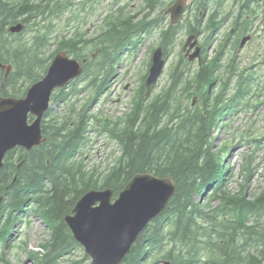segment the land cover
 I'll use <instances>...</instances> for the list:
<instances>
[{"label":"trees","instance_id":"16d2710c","mask_svg":"<svg viewBox=\"0 0 264 264\" xmlns=\"http://www.w3.org/2000/svg\"><path fill=\"white\" fill-rule=\"evenodd\" d=\"M68 3L70 0H0V62L12 64L4 84L0 82L3 95L23 96L27 87L44 75L60 49L85 59L78 78L86 79V86L98 95L110 81L118 48L126 42L135 46L139 35L153 28V19L133 21V16L122 14L112 15V20H107L90 39L78 29L52 34L55 30L49 26L34 28L36 23L31 27L36 18L39 22L57 14ZM17 22L34 30L29 39L11 38L19 34L7 28ZM158 25L159 43L168 50L178 27ZM186 32L193 30L187 28ZM49 42L55 43V48L45 54ZM92 51H97L95 56ZM215 63H203L196 72L178 63L168 73L166 84L151 97L152 92L145 94L144 76L125 116L102 120L103 131L120 151L103 173L86 169L82 157L77 158L87 139L90 119L95 116L88 112L92 97L78 109L66 106L59 114L50 113L49 107L41 121L46 140L29 151L18 147L7 152L0 167V217L7 213L0 224V240L5 244L17 211L28 200H34L35 210L50 234L42 245L45 252L33 256L36 264H57L78 245L63 219L76 200L89 189L111 188L115 196L134 174L149 172L158 177L170 176L175 192L119 264H156L163 258L170 264H264V187L247 192L246 181L253 173L247 161L239 189L229 188L224 148L215 149L212 140L221 110L228 104L227 111L230 107L236 110L235 102L246 93L245 84L250 82L242 79L234 95L221 104L224 99L208 91ZM21 79L28 83L27 87L16 86ZM77 81L76 78L68 85L76 87ZM6 84H12V91ZM68 85L52 93V103L66 101ZM193 93L200 101L192 106ZM204 192H208L207 198L202 201L199 196Z\"/></svg>","mask_w":264,"mask_h":264},{"label":"rangeland","instance_id":"374dc122","mask_svg":"<svg viewBox=\"0 0 264 264\" xmlns=\"http://www.w3.org/2000/svg\"><path fill=\"white\" fill-rule=\"evenodd\" d=\"M170 1L156 0L153 7L149 9L146 6L142 8L143 5H146V0H72L73 3L67 4L61 12L47 15L45 18H41L39 22L36 18L35 21H32L31 27L36 23L34 28L40 25L49 26L51 30H55L52 34H60L65 31L72 32L78 29L84 37L90 39L96 37L99 28H103L105 22L111 19L112 14L129 12V14L134 15L133 21L144 17L147 20L155 18L157 24H167L169 19L167 15L162 13V9ZM228 2L230 3L231 0ZM118 9H121L122 12H118ZM186 17L185 15L182 18ZM183 19L181 20L183 26L178 29L175 39L167 50L163 71L156 83L153 84L155 87H151L150 97L154 93H158L166 84L168 73L178 63H181V65L178 64L180 67L187 65L191 70L197 69L196 59L189 63L182 55V45L188 35L186 32L187 23ZM157 24H153V28L149 32H142L135 46L126 42L124 47L121 45L120 50L118 48L114 55L110 81L98 95L92 93V87L86 86V79L77 78L76 87L73 86L75 84H70L67 87L70 93L67 95L66 101L63 103L51 102L50 104V113L59 114L66 106L73 105L74 108L78 109L88 98L92 97L88 112L95 116L90 119L89 131L86 134L87 139L83 144L81 155L77 156L78 159L80 156L82 157V161L88 170L95 168L99 173L105 172L120 153L115 141L108 137L106 131H103L102 120L105 117L112 120L123 118L130 109L135 90L142 83V79L148 71L152 52L160 44V26ZM229 26L226 25L215 33L210 32V30L202 31L201 40L205 41L204 56L207 59L214 54L222 40L223 31ZM30 28L23 27L19 31L20 33L13 32L12 34L17 33L19 35L18 37L11 36V38L17 41L29 39L34 33V30H30ZM130 38L134 39L133 36ZM54 48L55 43L50 45L49 42L44 50L45 54H49ZM96 53L97 51H92L94 56ZM250 56L251 51L248 47L239 52L234 73L237 72V68L243 70L247 63H253L254 59ZM181 57L184 58L182 61H180ZM226 59L228 56H225L223 62H226ZM222 70L218 69L219 76L208 90L212 96L219 94L221 101L224 99L221 104L227 103L236 91L231 84L229 86L223 84L224 79L220 74ZM3 71V68L0 69V81ZM236 78L234 76L233 80ZM19 85L21 88H25L28 83L22 82L21 79L19 84H16V86ZM6 86L8 91H12V84H6ZM245 87L247 88L246 93H243L239 102H235L238 105L236 110L230 107L231 109L227 111L226 107H229L230 104L221 110L218 125L212 132V140L215 149L224 148L225 162L229 167L227 184L234 191L238 190L240 183L243 182L246 173L243 168H245L246 162L250 161L253 173L246 183L247 192L251 193L264 187V68L257 69L255 78L249 84L246 83ZM75 88L76 91L73 92L72 90ZM192 96L196 98L194 104L197 105L200 101L197 98L198 95L193 93ZM96 118L99 120L97 121ZM207 193L204 192L200 195V200L204 201L207 198ZM36 208L34 200L30 199L17 211L15 221L10 224L9 232L7 231L8 237L5 244L0 240V264H36L35 256L45 252L42 245L48 240L50 230L44 224L38 211L36 212ZM6 216L7 213H2L0 224L4 222ZM89 263L90 257L78 244L68 254L63 255L57 264Z\"/></svg>","mask_w":264,"mask_h":264},{"label":"water","instance_id":"95a60500","mask_svg":"<svg viewBox=\"0 0 264 264\" xmlns=\"http://www.w3.org/2000/svg\"><path fill=\"white\" fill-rule=\"evenodd\" d=\"M187 0H174L165 10L171 24H175ZM23 24L9 26L10 32H19ZM194 38L187 37L184 47L192 48ZM198 56L197 46L188 58ZM162 47L157 46L145 79L146 94L157 81L165 64ZM82 62L64 50L53 56L45 74L32 83L21 97L0 95V167L6 153L15 147L29 151L44 142L41 120L49 108L51 93L65 86L83 72ZM5 67V76L10 65ZM33 119L29 121V116ZM175 192V182L170 176L158 177L149 172H139L113 195L111 188L89 189L75 202L63 219L75 241L90 257L89 264H119L130 251L147 223L168 204ZM1 201V197H0ZM169 264V260H163Z\"/></svg>","mask_w":264,"mask_h":264},{"label":"flooded vegetation","instance_id":"af4514ba","mask_svg":"<svg viewBox=\"0 0 264 264\" xmlns=\"http://www.w3.org/2000/svg\"><path fill=\"white\" fill-rule=\"evenodd\" d=\"M173 1L174 0H171L170 3L162 9V13L167 15L168 19H170V16L165 13V10ZM245 1L246 0H231L229 3L228 0H187L183 13L175 23L178 29L182 27L183 24L181 20L183 19L182 17L186 15L187 17L183 19V21L186 20L187 23L186 29L190 28L193 30V32L189 34L194 35V38L190 41L195 44L192 48L184 47L185 40L182 45V52L187 62L189 61L190 63L196 59L197 69L195 72L203 63L209 62L210 60L216 61L215 67H213L214 74L212 77H214V79L211 81L209 89L219 76L218 69H223L222 72H220L224 79L223 84L226 86L231 84V86L236 87L242 79L245 80L248 78L249 82L252 81L255 78V71L264 68V0H248L246 5L244 3ZM154 2H156V0H152V5H150L149 0H146V5H143L142 8L146 6L150 9V7H153ZM70 3H73L72 0H70ZM261 4H263V6H261ZM118 12H122L121 9H118ZM122 16L134 17V15L129 14V12L123 13ZM151 22L157 24L155 18ZM15 24L16 23L12 25ZM226 25L230 26L223 31L222 40L219 42L217 49L214 54L207 59L204 56L205 41L201 40L202 31L210 30V32L215 33ZM196 46L198 48V56L190 60L188 55L191 54ZM246 47L250 49V57L254 59V61L253 63H247L243 70L236 66L237 72L234 73L235 63L238 61L237 56L239 52L243 51ZM225 56H228V59H226V62H223ZM185 67L188 66L186 65ZM234 76L237 78L233 80Z\"/></svg>","mask_w":264,"mask_h":264}]
</instances>
